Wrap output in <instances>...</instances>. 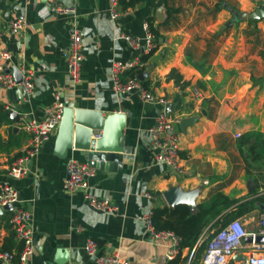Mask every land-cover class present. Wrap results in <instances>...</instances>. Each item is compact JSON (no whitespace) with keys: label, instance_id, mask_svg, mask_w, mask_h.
<instances>
[{"label":"crops","instance_id":"1","mask_svg":"<svg viewBox=\"0 0 264 264\" xmlns=\"http://www.w3.org/2000/svg\"><path fill=\"white\" fill-rule=\"evenodd\" d=\"M160 1L145 0L127 11L121 8V17L112 20L109 0H0V28L4 32L0 53L12 54L6 69L17 81L19 74L30 76L34 86L24 97L22 87L6 89L0 85V187L10 183L19 192L15 208L31 213L34 254L27 264H56L62 249H78L86 264H97L85 251L90 240L97 244L98 255L117 253L132 264H169L174 260L168 257L169 244L151 239L144 218L155 208L170 207L164 194L173 188L185 193L192 202L190 208L197 211L198 205L217 191L233 199L248 196L256 181V197L263 203L240 218L250 230L258 213L264 212V160L247 167L237 145L248 132L264 133V115L254 119L249 111L256 94L264 91L263 50L249 36L256 28L264 29V19L236 22L238 18L232 13L255 12L264 6V0H162L157 6ZM56 3L74 7L75 13L53 14L51 7ZM167 8L178 11L165 23ZM17 19L27 24L20 35L9 32ZM229 22L231 26H227ZM146 23L160 35L158 49L148 55L142 47L134 49L123 40V36L144 40ZM73 29L81 35L84 54L77 83L71 79L66 62ZM144 56H148L146 61ZM128 61H142L135 70L141 72L137 75L143 77L144 87L156 98L174 104L170 114L186 122L175 127L181 171L158 164L151 149L149 129L165 106L143 101L138 92L120 96L112 89V64ZM195 89L202 92V99L195 97ZM57 94L65 108L98 111L105 118L122 114L123 119L113 125L116 130L123 123L120 132L125 140L124 169L116 178L99 170L88 180L86 189L67 193V162L85 161L75 149L65 159L57 155L58 129L29 163L26 177L17 180L9 176L31 140L18 126L20 118H45ZM260 102L264 103V96ZM10 112H16L17 118ZM5 113L7 118L2 117ZM113 137L118 142L119 136ZM87 191L109 200L119 212L109 215L91 209L84 196ZM11 215L12 210H6L0 216V247L14 235L8 224ZM224 224L222 218L220 227ZM212 225L204 231L199 245L218 231ZM13 252L19 253L16 249ZM180 254L187 258L184 264H202L203 255L196 259L195 251L184 249ZM0 264L5 261L0 259Z\"/></svg>","mask_w":264,"mask_h":264},{"label":"built area","instance_id":"2","mask_svg":"<svg viewBox=\"0 0 264 264\" xmlns=\"http://www.w3.org/2000/svg\"><path fill=\"white\" fill-rule=\"evenodd\" d=\"M109 2L111 19L117 20L123 14L119 0H109ZM51 12L59 16L69 15L75 13V8L56 3L52 5ZM26 27L25 20L17 19L10 24L9 32L14 35H20L25 32ZM144 28L146 31L144 40L131 36H123V40L134 49L139 50L142 47L148 55L158 49V43L148 23L145 24ZM3 34L4 32L0 28V36ZM11 58L12 54L9 51L0 53V85L6 89L22 87L30 94L34 87L31 77L21 74L22 81L18 82L12 73L7 71L5 63ZM83 60L82 38L80 33L73 29L70 46L66 53V62L69 75L75 83L80 80ZM142 65V61L114 62L111 67L113 91L120 96L138 92L143 101L160 103L166 106L169 102L165 98H156L149 92L138 75L127 77V72L140 68ZM194 95L198 99L203 97L199 89L194 90ZM55 99L56 102L47 110L45 118L39 120L28 115L20 118L18 126L31 135V140L29 145L22 150L21 156L17 158L10 168L8 174L11 178L19 180L30 173L29 163L41 152L43 145L51 140L58 129L65 105L61 102L59 94L56 95ZM6 109L12 110L9 106ZM180 123V117L163 111L157 118L156 124L149 129L151 149L155 154L156 162L175 171H181L180 147L175 134V127ZM236 137L239 138L240 135ZM67 170L69 171V177L64 182V189L67 193H76L81 189H86L88 180L95 178L98 173L96 167L75 159H70L67 162ZM84 196L88 206L95 211L109 215L119 212V207L112 204L109 200L99 198L88 191ZM19 202V192L10 183H3L0 187V208H4L7 205L13 206L8 224L15 240L22 244V250L18 254L0 252V259L4 260L5 264H27L30 256L34 254V231L30 227L31 213L27 209H16L15 205ZM144 221L146 230L153 241L169 244V259H174L181 253L180 244L182 239L171 231L156 230L153 225V213L145 216ZM254 222H256L257 226L256 230L253 231L248 229V225L241 218L232 219L220 227L207 242L202 257V264H264V243L260 244L257 242L258 237H264V212H259L256 219L253 220ZM248 236L253 238L252 244L245 242ZM85 251L88 256L95 257L97 264H132L128 258L122 257L117 253L98 255V246L92 240L87 242ZM244 251H247V254ZM242 252L245 254L246 260L235 259L236 255Z\"/></svg>","mask_w":264,"mask_h":264},{"label":"water","instance_id":"3","mask_svg":"<svg viewBox=\"0 0 264 264\" xmlns=\"http://www.w3.org/2000/svg\"><path fill=\"white\" fill-rule=\"evenodd\" d=\"M235 17L242 21L248 20H261L264 19V6L257 9L252 13H240L234 12ZM232 22H229L227 26H231ZM17 75V73H16ZM19 82L22 81V75L19 74ZM139 79L143 81V77L139 76ZM24 97L27 96V91L22 88L20 90ZM175 108L174 104H167L165 106V112L167 114L173 113ZM122 114L117 113L105 118L101 112L91 111L85 109L75 110L72 107H66L58 127V135L56 139V153L60 158H67L69 151L75 149L78 151L77 156L83 158L89 165L96 167L99 171L107 172L111 179L116 178L124 169L123 153L125 147V140L122 136V132L119 129H114L116 120L123 119ZM10 116L17 118L16 112H10ZM185 121L181 122V125H185ZM118 138L114 141V137ZM67 177H69V171L67 170ZM126 180L122 181L125 185ZM166 201L170 207H175L180 204L192 205L189 197L181 192L179 188H173L164 194ZM6 210H13L12 205H7L4 208H0V216L4 214ZM245 242L252 244L253 238L251 236L246 237ZM257 242L264 243V237H258ZM235 259L246 260L243 255L236 256ZM91 262H95V257L91 258ZM56 264H86L83 260V255L78 249H62L58 251Z\"/></svg>","mask_w":264,"mask_h":264},{"label":"trees","instance_id":"4","mask_svg":"<svg viewBox=\"0 0 264 264\" xmlns=\"http://www.w3.org/2000/svg\"><path fill=\"white\" fill-rule=\"evenodd\" d=\"M145 0H119L120 7L123 11L135 7ZM163 4L161 0L157 6ZM178 10L167 8V18L165 23L170 21V18ZM261 20H248L249 23H258ZM150 30L156 41L160 39L158 31L152 24H149ZM148 56H144L143 61H146ZM140 71L131 70L128 75L134 77ZM172 72L169 79L172 78ZM264 82V78H261ZM146 86V83H143ZM1 112V110H0ZM7 118L8 114L4 116ZM238 149L245 159L247 167L252 166V163L258 164L264 160V133L260 131H251L242 135L237 142ZM259 185L255 181V187L251 189L248 196L240 199H233L224 193L217 191L211 194L209 199L198 205L197 211H193L188 205L180 204L175 207H158L153 211V225L158 231H171L182 239L181 250L189 249L195 251V258L200 259L206 249V242L199 245L200 239L209 225L212 228H220V221L224 218V223L236 218L243 217L249 214L258 204L263 203V199L256 197L258 195ZM252 197V198H251ZM21 251L22 247L17 245L14 240V235L8 238L0 252H13V250ZM187 258H182L179 254L169 264H184Z\"/></svg>","mask_w":264,"mask_h":264},{"label":"rangeland","instance_id":"5","mask_svg":"<svg viewBox=\"0 0 264 264\" xmlns=\"http://www.w3.org/2000/svg\"><path fill=\"white\" fill-rule=\"evenodd\" d=\"M239 21H240V19L238 18V20H236V22H239ZM249 37H250L251 42L256 44L258 46V48H261L263 50L262 58L264 59V29L256 28L255 32H253L252 35ZM255 80L260 81L259 79L257 80V78H255ZM263 96H264L263 90H262V92H258L256 94L254 103L249 107V111L251 110V112H252L251 115L254 117V119H257L260 116L264 115V103L260 102V97L263 98ZM263 165H264V163H263ZM254 226H255L254 223L252 225H250V230H254L253 229Z\"/></svg>","mask_w":264,"mask_h":264}]
</instances>
